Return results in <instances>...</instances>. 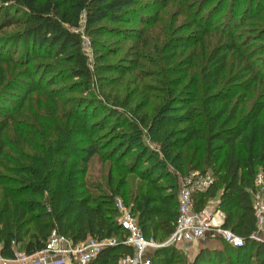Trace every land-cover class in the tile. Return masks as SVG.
Listing matches in <instances>:
<instances>
[{"label":"trees","instance_id":"16d2710c","mask_svg":"<svg viewBox=\"0 0 264 264\" xmlns=\"http://www.w3.org/2000/svg\"><path fill=\"white\" fill-rule=\"evenodd\" d=\"M143 1L0 0L3 253L42 251L56 229L74 244L115 239L92 264H118L133 249L124 244L116 197L147 238L163 243L179 217V177L198 171L216 181L196 196V208L218 198L223 227L245 245H205L186 264H264V241L252 239L258 228L251 193L264 174V0H192L186 11L193 22L156 47L155 60L138 46L130 63L155 61L159 72L140 64L121 97L131 69L110 62L116 52L104 37L134 36L136 28L119 25L147 23L143 12L152 11L156 23L161 3ZM150 75L156 84L143 83ZM36 92L54 99L58 123L33 110L21 117ZM93 156L102 171L89 177ZM132 176L141 184L129 186ZM170 178L176 183H162ZM180 254L175 245L158 248L152 264H176Z\"/></svg>","mask_w":264,"mask_h":264},{"label":"built area","instance_id":"2783aa9c","mask_svg":"<svg viewBox=\"0 0 264 264\" xmlns=\"http://www.w3.org/2000/svg\"><path fill=\"white\" fill-rule=\"evenodd\" d=\"M86 49V42H85ZM178 193L179 217L171 237L163 243L147 238L133 214L131 207L123 198L117 196L115 205L118 209L119 224L126 230L125 243L132 247L133 254L121 257L118 264H152L158 248L171 245L203 242L215 237L222 238L233 248L245 245V239L232 230L223 227L225 213L213 205L214 200L200 210L196 208V196L206 193L213 186L216 177L212 172L192 171L179 177ZM258 230L252 235L256 241H264V174L256 178V190L252 191ZM115 239L99 241L89 237L86 241L74 244L71 239L54 229L44 250L27 254L14 248L16 256L11 258L3 253L0 242V264H92L106 245L115 244Z\"/></svg>","mask_w":264,"mask_h":264},{"label":"rangeland","instance_id":"374dc122","mask_svg":"<svg viewBox=\"0 0 264 264\" xmlns=\"http://www.w3.org/2000/svg\"><path fill=\"white\" fill-rule=\"evenodd\" d=\"M160 2L161 3V11L159 14V19L156 23L152 22L154 19V14L152 11H147V13L143 12V17L146 18L147 23H140V21L136 20L134 17V22L130 24H120L119 26L122 28H136L137 30L135 31V35L131 36L132 34H127V35H121V36H110L106 35L104 39L106 40L107 45L109 46L110 50L113 52H116L115 55L110 56V62L114 64H122L127 69H131V73L126 74L125 77V82L124 85L122 86V94L121 97H123L126 94V89L132 84L136 78L138 73L141 71V69L148 71V72H159V65L155 61L149 62L146 60H140L139 65L142 64L143 67H140L138 65V68H135L134 65H132V62L137 54L138 51V46L141 51L146 55V57H150L152 59L157 58V52H156V47L160 48L161 43L164 41H167L172 35H174V32L178 30L180 27L181 23L183 22H193L192 20V15L186 11L188 8L187 4H193L192 0H165L166 1V6L162 3L164 0H144L143 2ZM146 7L143 8L145 10ZM150 9L147 10H152V6L149 7ZM183 11L182 14L176 15L177 11ZM262 24V23H261ZM177 27V29L174 31V29ZM196 28V27H194ZM141 31V34L143 37L140 39H137L135 37H140L138 34V31ZM192 29L187 30V31H181V34H186L188 32H191ZM160 37V39H159ZM139 41L140 43H138ZM146 42V44H145ZM86 52L89 55L90 61L94 62V54H93V48L91 47L90 41L87 39L86 41ZM191 51H187L185 55H183L182 58H185L188 54H190ZM198 60V59H197ZM196 60V61H197ZM118 65V66H119ZM111 74L112 77L117 76V74L114 73H108ZM157 79L155 75H150L145 78L143 83H150V84H156L154 80ZM138 82L142 83L140 80ZM117 86V85H115ZM131 88V87H129ZM95 89L98 90V88L95 86ZM69 96H72L74 98H86V100L90 99L91 96L86 94V93H73ZM34 98L30 101V103H27V106L23 110L22 113V118L24 119V115L27 113L31 112L33 110L34 113H39V114H45L46 117H48L49 120L54 121L55 123H58L59 119V114H55V116L52 115V112L50 111L53 108L52 99L50 96H46L44 92H36L33 96ZM40 102V103H39ZM86 106V104H84ZM88 106V105H87ZM250 106V105H249ZM45 108V109H44ZM64 109H62L63 111ZM121 111H124V109H121ZM126 111V112H130ZM61 113V110H60ZM131 115V114H128ZM10 134V133H9ZM108 136L107 138H109ZM103 141V140H102ZM106 141V139H104ZM153 147H157L156 144L152 143L151 144ZM102 164L99 162L97 156H93L91 158L90 162V171H89V177L91 175L97 176L99 173L102 171ZM108 166V165H107ZM130 185L131 187L133 186H138V184H141V182L137 179V177H130ZM170 182H173L175 184L176 182L173 181L172 178L170 179H165L162 183L163 184H170ZM178 187H180V181L178 180L177 182ZM145 186V185H144ZM214 204L213 205H218L219 200L218 198L213 199ZM205 242V243H204ZM203 246L204 245H210V246H227V243L222 241L217 240L216 238L212 240H206L202 242ZM190 263L191 261L189 260V257H187L185 254H180L179 256V261L176 264H186ZM200 264H207L205 262H201ZM255 264V263H253Z\"/></svg>","mask_w":264,"mask_h":264},{"label":"crops","instance_id":"0c3cea01","mask_svg":"<svg viewBox=\"0 0 264 264\" xmlns=\"http://www.w3.org/2000/svg\"><path fill=\"white\" fill-rule=\"evenodd\" d=\"M202 244V242H194L190 244H179L176 245V247L181 253L189 257L191 262H193L200 251L204 248L205 245L203 246Z\"/></svg>","mask_w":264,"mask_h":264}]
</instances>
